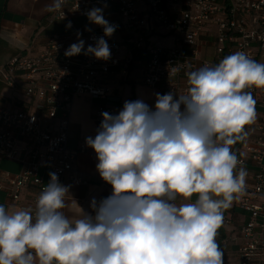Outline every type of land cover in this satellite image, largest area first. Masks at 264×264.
Returning <instances> with one entry per match:
<instances>
[{
  "label": "clouds",
  "instance_id": "clouds-1",
  "mask_svg": "<svg viewBox=\"0 0 264 264\" xmlns=\"http://www.w3.org/2000/svg\"><path fill=\"white\" fill-rule=\"evenodd\" d=\"M106 7L85 13L104 36L85 49L78 33L66 57L110 59L104 37L118 26L104 18ZM186 75V94L155 93L154 108L136 99L101 113L85 144L111 192L93 196L88 210L55 172L34 208L0 205V264H223L218 229L247 177L232 146L255 122L248 89L264 88V63L239 51Z\"/></svg>",
  "mask_w": 264,
  "mask_h": 264
},
{
  "label": "built area",
  "instance_id": "built-area-1",
  "mask_svg": "<svg viewBox=\"0 0 264 264\" xmlns=\"http://www.w3.org/2000/svg\"><path fill=\"white\" fill-rule=\"evenodd\" d=\"M105 3L110 13L115 6L117 16L104 17L118 26L115 32L123 29L133 33L132 45L147 54L142 71L146 86H160L165 93L173 90L177 95L186 94V73L199 65H215L201 57L200 41L207 33L214 35V51L219 59L243 51L264 63V0H65L61 10L50 14L67 25L70 21V30L53 34L33 55L12 57L0 72L12 89L13 102L11 106H0V157L18 160L22 165L6 187L7 195L20 209L35 207L50 180V172H55L62 184L83 181L74 170L73 161L76 152L84 151L86 145L79 143L76 151L68 146L72 101L78 95L105 99L110 91L107 76L111 69L120 66L125 74L131 65V56L120 57V39L114 35L104 37L111 52L108 60L83 53L73 57L64 54L78 42V33L85 41V49L95 46L96 40L104 36L103 29L90 23L85 13L93 7H104ZM76 17L85 19L79 27L75 26ZM155 32L175 34L178 41L189 46V51L186 53L180 45L161 46L150 41L149 36ZM248 91L257 98L262 111L256 126L259 135L251 150L252 159L258 163L254 185L237 202L248 219L239 227L236 264H264V88ZM105 111L115 113L107 103L96 106V128ZM238 160V166L244 164L242 158ZM42 169L48 174H42ZM231 222L229 216H224L222 225Z\"/></svg>",
  "mask_w": 264,
  "mask_h": 264
},
{
  "label": "crops",
  "instance_id": "crops-1",
  "mask_svg": "<svg viewBox=\"0 0 264 264\" xmlns=\"http://www.w3.org/2000/svg\"><path fill=\"white\" fill-rule=\"evenodd\" d=\"M52 3L53 0H0V72L12 57L33 55L44 47L53 34H64L70 30L66 27V21L51 17V11L48 8ZM112 9L113 13H110L107 7L104 8V17H109L112 14L115 18L117 16L114 13L115 6H112ZM84 21V18L76 17L75 26L79 27ZM157 34L162 37H158ZM113 35L120 39V57L131 56L132 62L125 74H122L120 66L111 69L107 76L110 91L101 102L111 105L115 109V113L122 109L126 100L143 99L150 107L154 108V94H165V92L160 86L149 87L142 82V71L147 59L146 52L132 45L133 33L122 29L119 32H114ZM149 40L161 46L180 45L186 53L190 49L189 46L178 41L173 33L155 32L149 36ZM200 53L203 59L212 60L215 65L221 61L214 51L213 33L202 35ZM199 68H201L200 65L195 70ZM15 78L20 84V78L18 76ZM11 95L12 89L0 74V106L5 107L13 104ZM253 98L256 101L255 122L246 126L245 130L248 133L246 138L232 146L237 157L244 160V164L238 168L243 167L247 171L245 190L254 185V174L258 168V163L251 157V150L254 148L259 135L256 126L260 120L262 106L256 97ZM95 99L97 98L89 95H78L72 101L68 130V146L72 150L76 151L79 143H85L87 136L94 137L95 135L94 111L96 106L101 103ZM96 163L93 149L86 146L84 151H77L73 168L81 175L83 181L79 184L68 181L63 183L64 185H71V194L86 210H88L90 199L93 196L105 197L111 192V186L105 184L99 177L95 168ZM262 163H264V158ZM21 167L22 165L18 160L0 157V205H3L8 211L20 209L19 204L12 201L7 195L6 187L8 180ZM40 172L44 175L48 174L44 169ZM26 194V192L23 194L22 200L25 199ZM237 202L234 201L232 207L224 212V216H229L232 219L231 224L222 225L218 229L216 237V241L220 244V250L223 252V264H236L237 248L241 240L239 227L248 219V214L238 206ZM262 239L264 241V235Z\"/></svg>",
  "mask_w": 264,
  "mask_h": 264
},
{
  "label": "rangeland",
  "instance_id": "rangeland-1",
  "mask_svg": "<svg viewBox=\"0 0 264 264\" xmlns=\"http://www.w3.org/2000/svg\"><path fill=\"white\" fill-rule=\"evenodd\" d=\"M157 35H159V34H157ZM158 37H162L161 35H159ZM97 102H101V100L100 99H95Z\"/></svg>",
  "mask_w": 264,
  "mask_h": 264
}]
</instances>
